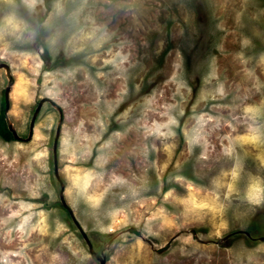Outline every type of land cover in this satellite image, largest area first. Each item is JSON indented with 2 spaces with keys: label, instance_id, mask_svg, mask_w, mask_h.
I'll return each instance as SVG.
<instances>
[{
  "label": "rangeland",
  "instance_id": "374dc122",
  "mask_svg": "<svg viewBox=\"0 0 264 264\" xmlns=\"http://www.w3.org/2000/svg\"><path fill=\"white\" fill-rule=\"evenodd\" d=\"M12 4L0 264H100L61 119L107 264H264V0Z\"/></svg>",
  "mask_w": 264,
  "mask_h": 264
},
{
  "label": "clouds",
  "instance_id": "9594fccd",
  "mask_svg": "<svg viewBox=\"0 0 264 264\" xmlns=\"http://www.w3.org/2000/svg\"><path fill=\"white\" fill-rule=\"evenodd\" d=\"M9 10L0 16V42L5 45L12 43H27L37 36L36 30L15 11L12 0H4ZM25 4L31 7L32 0H25Z\"/></svg>",
  "mask_w": 264,
  "mask_h": 264
},
{
  "label": "water",
  "instance_id": "95a60500",
  "mask_svg": "<svg viewBox=\"0 0 264 264\" xmlns=\"http://www.w3.org/2000/svg\"><path fill=\"white\" fill-rule=\"evenodd\" d=\"M5 117H6V121H7V124H8V127H9V130L13 133V136L16 138L17 137V133H16V130L14 129L13 127V124L10 122L9 118H8V112H9V109H10V87H8L6 89V93H5ZM41 106H42V103L39 105L38 109H37V112H36V116L38 115L40 109H41ZM62 126V119L59 123V128H58V131H57V136H56V142L54 144V158H55V166H56V176L57 178L59 179L60 181V184H61V193H60V199H61V203L62 205L67 209L69 210L74 222L76 223V225L78 226L79 230L81 231V233L83 234L85 240L87 241L88 245H89V249H90V253L95 256V258L100 262V264H107V257L106 256H101L100 254H98L92 243L90 242L89 238H88V235L85 233L84 229L82 228V226L79 224V222L76 220L75 216H74V213L73 211L70 209V207L68 206L66 200H65V184L64 182L62 181V179L60 178L59 176V170H58V140L60 139V128ZM248 234V233H246Z\"/></svg>",
  "mask_w": 264,
  "mask_h": 264
},
{
  "label": "trees",
  "instance_id": "16d2710c",
  "mask_svg": "<svg viewBox=\"0 0 264 264\" xmlns=\"http://www.w3.org/2000/svg\"><path fill=\"white\" fill-rule=\"evenodd\" d=\"M5 108H6L5 103H3L1 113H0V136L4 140L10 142L14 140V136H13V133L9 130V127L6 121Z\"/></svg>",
  "mask_w": 264,
  "mask_h": 264
}]
</instances>
